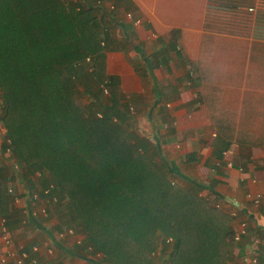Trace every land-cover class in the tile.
Listing matches in <instances>:
<instances>
[{"label":"trees","instance_id":"obj_1","mask_svg":"<svg viewBox=\"0 0 264 264\" xmlns=\"http://www.w3.org/2000/svg\"><path fill=\"white\" fill-rule=\"evenodd\" d=\"M210 3L231 11L235 28L255 15L264 35V8L246 12L255 0ZM100 20L65 0H0V220L9 232L26 224L12 204L11 169L28 190H48L42 197L67 203L54 230L71 229L82 241L62 249L56 264L68 254L88 264H101L89 259L100 254L102 264H230L233 218L172 185L154 162L157 148L125 134L114 121L118 111L87 117L75 103L76 64L92 57V73L104 81ZM228 22L220 28L232 29ZM109 82L107 90L116 85Z\"/></svg>","mask_w":264,"mask_h":264},{"label":"crops","instance_id":"obj_2","mask_svg":"<svg viewBox=\"0 0 264 264\" xmlns=\"http://www.w3.org/2000/svg\"><path fill=\"white\" fill-rule=\"evenodd\" d=\"M77 3L101 19L105 68L100 83L87 61L71 70L75 103L87 117L118 111L114 121L154 145V161L173 180L195 185L200 196L231 216L235 234L245 225L230 248V264H264V35L256 29L261 22L254 15L235 28L236 16L224 11L236 22L221 29L225 17L213 18L219 9L210 0ZM107 81L116 85L107 90ZM36 223L27 225L45 235L49 244L43 245L55 257L69 249L58 232ZM18 243L28 250L43 246ZM40 261L51 264L43 248ZM61 263L88 259L68 254Z\"/></svg>","mask_w":264,"mask_h":264},{"label":"built area","instance_id":"obj_3","mask_svg":"<svg viewBox=\"0 0 264 264\" xmlns=\"http://www.w3.org/2000/svg\"><path fill=\"white\" fill-rule=\"evenodd\" d=\"M257 6H263V1L258 3ZM256 7H251L246 10L247 14L254 15L256 12ZM87 61H90L87 59ZM104 94L107 95V91L104 89ZM101 118V116H97ZM35 177H40V173H36ZM12 193V204L20 210L25 218L28 220L39 221L40 218H47L49 214L48 206L56 203V198L52 201L47 197H42V193L46 196L48 190L41 192L37 187L32 192L28 191L22 194H16L13 189H9ZM261 197L256 196L252 198L253 204L257 205L260 202ZM218 208V207H217ZM241 230L235 235V241H238L240 236L245 233V225L241 224ZM59 240L65 241V238L71 239V245H81L82 238L75 235L74 231L69 229L67 231H62L57 233ZM41 248L44 249V255L46 261H50L49 258L55 256V251L49 245H33L30 250H28L24 245L16 242L6 227L4 226V221L0 220V264H41L40 261V251ZM89 250V249H88ZM253 263L256 262L255 259L252 260Z\"/></svg>","mask_w":264,"mask_h":264},{"label":"rangeland","instance_id":"obj_4","mask_svg":"<svg viewBox=\"0 0 264 264\" xmlns=\"http://www.w3.org/2000/svg\"><path fill=\"white\" fill-rule=\"evenodd\" d=\"M66 3L69 2V0H65ZM77 2H79V0H70L69 3L67 4H77ZM91 6V5H90ZM222 16H224L225 18L222 19V20H225V22L231 20L229 17L227 18V14H224L221 10H216V13H215V16H213V18H216V19H220L222 18ZM87 59H89L90 61H87ZM86 61L89 63L87 64ZM83 62V61H81ZM81 62H79L78 64H80ZM84 62L90 67L92 68L93 67V58L92 57H87ZM92 63V65H91ZM76 64V66L78 65ZM88 67V68H89ZM93 69V68H92ZM104 87V86H103ZM105 88V87H104ZM103 91V90H102ZM98 118V117H96ZM99 119V118H98ZM121 129L123 130V132L126 134V132L124 131V129L121 127ZM6 132V129L5 128H0V143L2 142L3 140V134ZM6 157V156H5ZM155 159V157L153 158ZM155 162V161H154ZM156 163V162H155ZM157 165H159L158 163H156ZM13 165V164H12ZM161 168V167H160ZM25 172V170H24ZM10 174H13L14 175V187H13V190L16 194H22L26 191H28L27 187H26V183L21 179V175L19 172H14L13 170L9 169V172H8V175ZM169 175V174H168ZM47 176V175H46ZM9 177V176H8ZM169 181L172 185H178L179 187L181 188H184V189H188V190H192L194 193H196L199 197L203 198L211 207H216V206H213L211 205L210 201L208 202L204 197L200 196L199 195V192L198 190L196 189V186L195 185H192L190 184L191 186H187V185H184L182 182L180 181H175L172 179V177L169 176ZM7 186V184H5ZM32 191H28V193H30ZM67 201V200H66ZM68 202V201H67ZM67 203L64 202V201H61L60 203V206H58L57 204L55 205H51V206H48V210H49V214H48V217L47 218H40V220L38 221L39 223V226H42V227H48L46 230H51V232H55L54 229H55V226L57 225L58 223V219L59 217L66 212V205ZM16 208V207H15ZM217 208V207H216ZM17 209V208H16ZM219 209V208H218ZM24 221L26 222V224L23 225V227L21 229H18L17 232L14 233L15 235V238L18 242H22V243H26V244H40V245H43L45 244H49V242L46 240V238H44L45 235L41 234V233H38L37 231H34L35 229L31 226H28L27 225V219L24 217ZM44 227V228H45ZM41 232V231H40ZM164 236V235H163ZM168 240L169 242L171 243L173 241V239L171 237H168ZM72 240L69 239V238H65V244L68 246V247H71L72 245L70 243ZM157 254V252H156ZM101 254L96 256L95 258H93L96 262H101ZM55 259V256H53V258H49L50 260V263L51 264H56V262L54 261ZM107 264V263H105Z\"/></svg>","mask_w":264,"mask_h":264}]
</instances>
